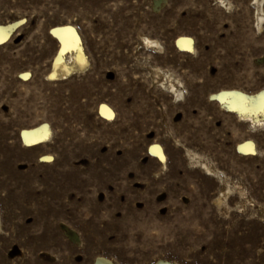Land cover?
Instances as JSON below:
<instances>
[{
    "label": "rangeland",
    "instance_id": "1",
    "mask_svg": "<svg viewBox=\"0 0 264 264\" xmlns=\"http://www.w3.org/2000/svg\"><path fill=\"white\" fill-rule=\"evenodd\" d=\"M15 22L0 45V264H264V123L212 97L264 89V0H0V25ZM63 25L90 65L51 81ZM44 123L49 141L25 147Z\"/></svg>",
    "mask_w": 264,
    "mask_h": 264
},
{
    "label": "bare ground",
    "instance_id": "2",
    "mask_svg": "<svg viewBox=\"0 0 264 264\" xmlns=\"http://www.w3.org/2000/svg\"><path fill=\"white\" fill-rule=\"evenodd\" d=\"M21 23L0 25V45L7 43L16 32ZM51 35L59 44L58 51L54 57L51 69L47 78L51 81L67 79L77 72L85 71L89 67V58L85 53L81 36L72 25L57 26L51 29ZM149 44H152L148 41ZM176 47L186 53L194 51V40L191 37L180 36L175 43ZM69 55V59H67ZM27 79L29 73L22 75ZM21 76V77H22ZM172 89L174 87L172 86ZM181 97V95H178ZM213 99L219 102L223 108L237 114L242 120L251 124L264 123V89L254 94H247L238 90H223L212 95ZM225 109V110H227ZM99 114L104 119L112 120L115 117L114 111L106 104L99 108ZM51 136L49 124L44 123L39 126L24 129L21 131V142L27 148H34L46 144ZM239 153L250 155L255 152V144L246 141L237 147ZM150 155L160 163L166 162V155L161 145L153 144L149 149ZM47 161L50 157L45 156Z\"/></svg>",
    "mask_w": 264,
    "mask_h": 264
}]
</instances>
